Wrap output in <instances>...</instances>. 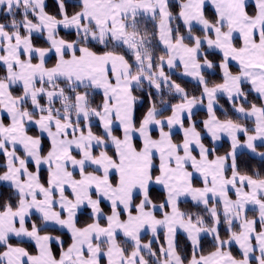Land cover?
Masks as SVG:
<instances>
[{
    "label": "snow or ice",
    "instance_id": "6c2138e0",
    "mask_svg": "<svg viewBox=\"0 0 264 264\" xmlns=\"http://www.w3.org/2000/svg\"><path fill=\"white\" fill-rule=\"evenodd\" d=\"M0 68V264H264V0H0Z\"/></svg>",
    "mask_w": 264,
    "mask_h": 264
},
{
    "label": "trees",
    "instance_id": "16d2710c",
    "mask_svg": "<svg viewBox=\"0 0 264 264\" xmlns=\"http://www.w3.org/2000/svg\"><path fill=\"white\" fill-rule=\"evenodd\" d=\"M49 3H51V0H49ZM208 15L211 16V11L208 12ZM149 27H151V26L149 25ZM64 34H65L64 31H61V35H64ZM37 43H38L39 45L43 46V41H42V40H37ZM2 73H3V69L0 68V74H2ZM173 78L176 79V76L174 75ZM212 79L215 80V81H218V80H219V75H217V76H213ZM178 82H180V83L182 84V86L186 87V89H187L189 92H193L194 89H195V83H194V82H191V81L186 80V79L178 80ZM250 99H252L253 102L259 103V101L256 100L254 96H253V97H250ZM221 104H224L225 107H228V105L225 103L224 100H221ZM218 115H221V113L218 112ZM197 117L204 118V117H205V112H203V111H199ZM222 144H223V147L220 148V151H221V152H223V151H224L225 149H227L228 146H229L228 143H227L226 141H222ZM2 163H3V161H2V157H0V164H2ZM0 171H2V169H0ZM181 208H182V209H185V210H193V211L195 210V209L192 208L191 203H182V204H181ZM249 216H252V212H251V211L249 212ZM81 219L83 220V219H85V217H81ZM145 238L147 239L148 236H146ZM179 239H180L181 244H182V246H183L184 237H183L182 234L179 236ZM161 242H163V234H162V233H161ZM204 243H205V249L207 250V249L210 247V239H209L208 237H204ZM232 251H233V254H234V255L239 256V255L237 254L235 248L232 247Z\"/></svg>",
    "mask_w": 264,
    "mask_h": 264
},
{
    "label": "rangeland",
    "instance_id": "374dc122",
    "mask_svg": "<svg viewBox=\"0 0 264 264\" xmlns=\"http://www.w3.org/2000/svg\"><path fill=\"white\" fill-rule=\"evenodd\" d=\"M233 71H236V69H235V67H233V69H232ZM184 79H188V80H190V78H184ZM193 82H195V81H193ZM200 111H203V112H205V110H200ZM197 119H203V118H201V117H196ZM205 118V117H204ZM224 141H226L227 142V138H225V140ZM3 164V163H2ZM209 239H211L210 237H208ZM234 248V247H233ZM236 250V249H235ZM236 252H237V254L239 255V252L236 250Z\"/></svg>",
    "mask_w": 264,
    "mask_h": 264
},
{
    "label": "crops",
    "instance_id": "0c3cea01",
    "mask_svg": "<svg viewBox=\"0 0 264 264\" xmlns=\"http://www.w3.org/2000/svg\"><path fill=\"white\" fill-rule=\"evenodd\" d=\"M63 31V30H62ZM186 80H188V79H186ZM189 81H191V80H189ZM191 82H193V81H191ZM195 83V82H194ZM228 143V142H227ZM0 157H2V156H0ZM2 161L4 162V158L2 157ZM237 251H238V246H233Z\"/></svg>",
    "mask_w": 264,
    "mask_h": 264
}]
</instances>
